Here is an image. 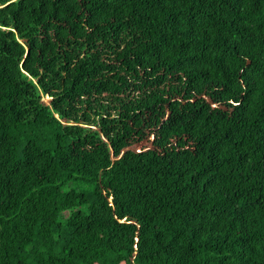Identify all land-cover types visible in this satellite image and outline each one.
I'll return each instance as SVG.
<instances>
[{
	"label": "trees",
	"instance_id": "16d2710c",
	"mask_svg": "<svg viewBox=\"0 0 264 264\" xmlns=\"http://www.w3.org/2000/svg\"><path fill=\"white\" fill-rule=\"evenodd\" d=\"M0 264H264V0H0Z\"/></svg>",
	"mask_w": 264,
	"mask_h": 264
},
{
	"label": "rangeland",
	"instance_id": "374dc122",
	"mask_svg": "<svg viewBox=\"0 0 264 264\" xmlns=\"http://www.w3.org/2000/svg\"><path fill=\"white\" fill-rule=\"evenodd\" d=\"M43 98H44V100L49 101V97L48 96L44 95Z\"/></svg>",
	"mask_w": 264,
	"mask_h": 264
}]
</instances>
